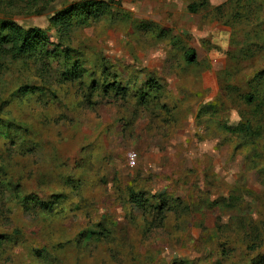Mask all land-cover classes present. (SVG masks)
Instances as JSON below:
<instances>
[{
  "label": "rangeland",
  "instance_id": "obj_1",
  "mask_svg": "<svg viewBox=\"0 0 264 264\" xmlns=\"http://www.w3.org/2000/svg\"><path fill=\"white\" fill-rule=\"evenodd\" d=\"M83 1L0 0V21L57 44L50 18ZM99 1L65 43L92 76L0 55V264H264V0Z\"/></svg>",
  "mask_w": 264,
  "mask_h": 264
},
{
  "label": "trees",
  "instance_id": "obj_2",
  "mask_svg": "<svg viewBox=\"0 0 264 264\" xmlns=\"http://www.w3.org/2000/svg\"><path fill=\"white\" fill-rule=\"evenodd\" d=\"M190 10L195 11V8L191 7ZM108 11L109 5L105 4L103 1L89 0L80 3H74L69 7L57 12L49 20L50 28L57 34L59 38V42L57 44L51 43L47 39L46 34L39 29L33 28L25 30L22 26L11 20H2L0 21V55L8 52L9 54H12L17 58L33 57L36 54L50 55V57L53 59L55 57H62V60L64 61V63L66 62L67 66L68 64L73 63L72 67L74 69L65 66V71H67L70 76L69 81L72 79L74 82L83 79V77H90L92 75H88L89 72L83 70V67L80 66V56L76 55L74 57V51L70 47L65 46V43L68 41L70 35L74 30L84 28L91 22L100 20L101 18L109 14ZM50 45L54 48L51 52L47 50ZM39 47L42 48L39 49ZM6 49H8V51ZM185 59L188 64H194L196 62L195 51L188 50ZM96 81L97 80L95 79L94 82H91L92 90L97 88L98 90L103 91L111 90L112 92H115V94L119 91V86L115 81L110 85V87L108 86V84L103 85L99 80L97 81L98 85H95L94 83H96ZM257 82L259 87L264 84V71L259 73V75L257 76ZM151 90L152 87H150V91ZM144 97H146L145 99L148 100L149 98H151V94ZM145 99L142 98V101H145ZM256 100V96H246V101L250 104L256 102ZM209 107L214 115L215 106L209 105ZM201 113H204V111H202ZM240 126L241 125L236 127L222 126L220 133L231 134L237 132L239 131ZM249 128L250 126L247 124V126H245V130L249 132ZM150 197L151 196H148L144 192L132 193L130 202L134 207L139 208L142 212H144L146 208H151L153 206V201L158 202L159 206L156 207V211L159 212L160 215H162L165 206L169 204L168 199L166 198V196H153V198ZM64 201L65 196L62 194L51 196L50 200L47 202L41 201L36 197L21 198L22 204L30 205L33 208L42 210L45 213L51 215L56 212L58 207L63 205Z\"/></svg>",
  "mask_w": 264,
  "mask_h": 264
}]
</instances>
